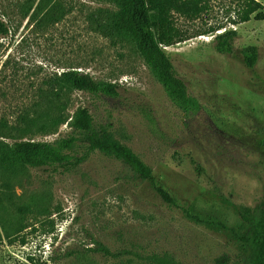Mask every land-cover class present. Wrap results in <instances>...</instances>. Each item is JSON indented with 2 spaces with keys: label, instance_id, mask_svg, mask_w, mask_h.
I'll list each match as a JSON object with an SVG mask.
<instances>
[{
  "label": "rangeland",
  "instance_id": "374dc122",
  "mask_svg": "<svg viewBox=\"0 0 264 264\" xmlns=\"http://www.w3.org/2000/svg\"><path fill=\"white\" fill-rule=\"evenodd\" d=\"M38 1L0 0L9 27L0 38V118L13 125L55 73L73 69L115 83L114 99L68 93L66 121L26 139L55 144L73 136L71 154L80 157L88 133L74 131L70 120L86 109L93 131L130 148L151 168V180L99 151L66 172L0 169V264H250L264 231V20L239 23L236 0H208L195 20L175 15L186 39L163 50L200 103L186 116L129 40L93 29L91 19L113 4L51 0L38 13ZM255 1L264 16V0ZM50 10L59 20L40 22ZM209 28L236 33L231 54L217 53L215 39L199 40L214 34ZM248 46L257 48L252 69L240 54ZM99 245L110 255L95 252Z\"/></svg>",
  "mask_w": 264,
  "mask_h": 264
},
{
  "label": "trees",
  "instance_id": "16d2710c",
  "mask_svg": "<svg viewBox=\"0 0 264 264\" xmlns=\"http://www.w3.org/2000/svg\"><path fill=\"white\" fill-rule=\"evenodd\" d=\"M115 6L113 11H100L91 19L94 30L110 38L129 40L141 57L144 65L162 86L171 103L184 115L191 116L199 112L198 99L188 93L184 82L178 77L171 58L163 50L185 40L186 37L175 26V15L187 20L198 19L209 9L208 0H105ZM241 3L237 21L246 23L251 19L263 21L260 11L261 3L255 0H236ZM51 0H39L38 13ZM37 13L33 14L35 17ZM60 16L50 10L42 14L40 22L56 23ZM217 28H209L211 33ZM9 33V27L0 17V38ZM234 31H226L215 37L214 49L219 54H231ZM245 67L252 69L257 63V48L248 46L240 51ZM5 63L2 67L5 66ZM73 91L107 98L119 97V86L115 83L96 81L87 73L77 70H66L53 74L43 80L35 91V101L25 105L16 122L10 125L5 117L0 118V138L11 140V143L0 140V169L13 173L18 168L29 167L62 172L83 161L87 153L99 151L122 160L132 171L145 180H151L149 168L133 151L122 145L115 137L102 130L93 131V123L86 109H77L71 116L70 127L76 132L88 133L86 152L80 157L71 154L75 137L60 140L55 144L39 143L26 139L33 130L50 133L66 121L69 108V95ZM161 198L175 204L167 192L157 189ZM95 252L110 255L107 248L99 245ZM250 264H264V231L261 248ZM32 264V263H30Z\"/></svg>",
  "mask_w": 264,
  "mask_h": 264
},
{
  "label": "built area",
  "instance_id": "2783aa9c",
  "mask_svg": "<svg viewBox=\"0 0 264 264\" xmlns=\"http://www.w3.org/2000/svg\"><path fill=\"white\" fill-rule=\"evenodd\" d=\"M235 30V28L233 29ZM225 32V29L224 28H221V29H217L214 34H211V35H208V36H205V35H201L199 36V40L201 41H204V42H207L208 39L207 38H210L211 40L215 39L216 36H219V35H222L223 33ZM164 50H167L169 49L170 47L167 46V47H162Z\"/></svg>",
  "mask_w": 264,
  "mask_h": 264
}]
</instances>
